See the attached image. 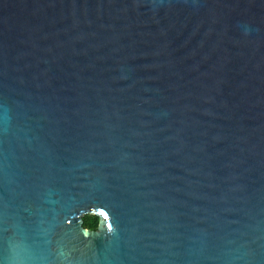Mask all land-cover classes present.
<instances>
[{
    "label": "water",
    "instance_id": "obj_1",
    "mask_svg": "<svg viewBox=\"0 0 264 264\" xmlns=\"http://www.w3.org/2000/svg\"><path fill=\"white\" fill-rule=\"evenodd\" d=\"M0 264H264V0H0Z\"/></svg>",
    "mask_w": 264,
    "mask_h": 264
},
{
    "label": "trees",
    "instance_id": "obj_2",
    "mask_svg": "<svg viewBox=\"0 0 264 264\" xmlns=\"http://www.w3.org/2000/svg\"><path fill=\"white\" fill-rule=\"evenodd\" d=\"M82 224L84 227L89 228V229H96V226L98 224V216L95 214H84L82 216Z\"/></svg>",
    "mask_w": 264,
    "mask_h": 264
}]
</instances>
